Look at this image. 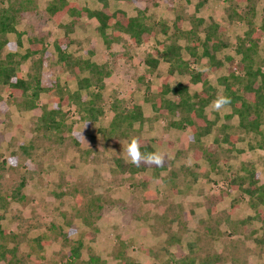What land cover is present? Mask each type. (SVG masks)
Wrapping results in <instances>:
<instances>
[{
  "label": "rangeland",
  "instance_id": "obj_1",
  "mask_svg": "<svg viewBox=\"0 0 264 264\" xmlns=\"http://www.w3.org/2000/svg\"><path fill=\"white\" fill-rule=\"evenodd\" d=\"M50 1L33 0L32 9L21 16L17 28L23 32L25 46L19 51L24 53L30 37H42L53 53L49 62L53 65L57 60L54 42L65 36L66 28L58 26L47 15ZM69 1L92 10L104 5L100 0ZM201 1L107 0V3L112 12L124 10L129 16H136L139 10H144L151 20L170 26L179 13L184 17L203 18L208 23L215 21L226 28L231 45L220 57L236 56L237 37L243 35L246 25L229 22L226 12L229 4L207 0L203 7L197 8ZM251 5L256 10L257 24H261L264 0H252ZM248 7L244 3L242 10L245 12ZM70 22V18L63 21ZM98 26L97 20L88 17L71 24L73 43L69 48L77 58L92 60L110 73L102 92L107 100L105 116L98 122L87 125L79 120L75 107L66 106L67 116L60 131L47 133L40 117L45 106L53 107L52 96L43 93L35 109H22L20 101L9 105L8 92L0 87L3 100H0V188L8 196L22 180L26 183L22 190L23 202L11 201L8 197V205L0 208V222L5 230L17 235L22 264H66L72 247L78 242L82 243L81 258L75 264H87L92 258L98 259L96 264H123L126 261H121L123 252L138 264L160 263L168 257V249L176 255L179 245L182 254L196 257L197 263L209 254H217L222 264H264V246L254 240L261 235L262 224L247 221L255 215L249 198L229 190L227 185L228 178L245 164L254 166L263 181L264 152L250 148L254 138L243 135L232 153L227 151L226 144L219 148L212 158L213 168L209 161L195 157L190 147V130L171 128L167 120H158L145 123L141 132L134 133L132 138L149 141L154 152L165 155V164L162 167L141 164L146 170L131 174L133 164L127 161L122 146L132 138L112 143L101 130L108 128L114 117L111 106L115 100H133L143 107L148 118H153L152 107L145 99V84L140 79L146 75L145 80L152 82L154 90L161 85L166 65L161 66L160 78L150 79L144 59L159 48L164 35L139 46L126 41L108 48L97 32ZM191 27L186 21L184 29ZM9 37L16 39L14 34ZM181 45L185 47L187 43L182 40ZM183 54L189 58L186 51ZM260 54L264 56L262 51ZM30 66L31 61L22 69L24 76ZM198 68L206 70L204 64ZM226 72L227 65L211 73V82L217 86L218 78ZM52 75V80L56 79L57 74ZM59 79L72 92L78 90V82L69 80L66 74ZM171 82L174 86L178 83L189 86L191 93L202 89L201 85L191 83L189 77L175 75ZM206 112L219 126L229 122L232 126L238 124L237 117L231 121L226 119L231 112L227 106L221 111L209 106ZM138 128L140 125L136 124ZM214 137L212 134L204 139L206 147L213 144ZM158 168L159 177L155 179ZM192 174L197 176L196 182ZM152 176L149 188H143V178ZM153 193L158 195L157 199ZM223 193H227L223 200L215 204L210 201ZM97 196L101 198L103 210L93 224L97 228L93 232L80 217L79 209H84L87 199ZM255 231L258 233L248 235ZM41 236H48L51 241L43 249L35 242ZM178 237L181 242L170 247L169 240ZM189 244L194 245L196 253L190 252Z\"/></svg>",
  "mask_w": 264,
  "mask_h": 264
},
{
  "label": "trees",
  "instance_id": "obj_2",
  "mask_svg": "<svg viewBox=\"0 0 264 264\" xmlns=\"http://www.w3.org/2000/svg\"><path fill=\"white\" fill-rule=\"evenodd\" d=\"M100 1L104 5L99 10L82 7L69 0L50 1L46 9L47 15L58 26L66 28L65 36L54 42L57 60L55 64L50 65L53 53L42 37H30L29 46L24 53L19 51L25 46L23 32L17 27L21 16L32 9L33 0H0V87L8 92V100H11L10 103L8 101L9 105L13 101H20L22 109L32 110L37 107L43 93L52 96L53 107L49 109L45 106L40 117L42 126L50 134L59 132L65 123L67 114L64 112V107L66 106L75 107L80 114L79 120L87 125H92L105 116L107 100L102 92L105 78L109 77L110 73L92 60L77 58L69 51L73 43L70 37L71 24L88 17L99 23L97 32L108 48L126 41H130L131 45L139 46L163 34L164 39L159 41V48L154 50V53L147 54L144 59L148 73H154L159 64L164 62L169 64L170 75L188 76L191 83L202 86L200 91L191 93L189 86L178 83L172 87L168 80H165L154 93L152 83L145 80L146 75H144L140 80L145 84V99L152 107L153 118H148L143 107L133 100L130 102L115 100L111 106L114 117L109 127L101 130L106 140L117 143L122 138L129 139L134 133L141 132L147 122L167 120L171 128L191 131L190 147L194 149L195 157L209 161L213 168L215 164L212 158L219 148L226 144L227 151L232 153L236 150V145L242 141L243 135L254 138V144H251L250 148L264 152V56L260 54L261 51L264 53L262 46L264 16L261 24H257L256 10L251 5L252 0H221L230 5L226 8L229 22L239 21L247 27L243 35L237 37L234 49L236 56L226 55L223 58L220 55L231 45L226 36V28L215 21L208 23L203 18L184 17L179 13L170 26L166 22L151 20L144 10H139L136 16H129L124 10L112 12L107 0ZM205 2L207 0L201 1L197 8L203 7ZM244 3L249 5V9L245 12L242 10ZM66 18H70L69 24L63 23ZM186 21L192 26L189 30L184 29ZM12 34L15 35V40L10 39L9 36ZM182 40L187 46L181 45ZM184 51L189 58L184 57ZM29 61L31 66L24 76L22 69ZM203 64L206 70H199L198 67ZM226 65V74L218 78L217 86L214 85L210 80V74L221 71ZM53 73L57 74L54 80H52ZM64 74L69 80L78 82V90L72 92L67 84L62 85L59 76ZM83 91L87 94L84 95ZM218 96L230 98L231 103L227 107L231 112L226 119L231 121L237 117V125L232 126L229 122L219 126L218 121L209 118L206 110ZM136 124L140 125L138 130ZM69 130L72 132V129ZM212 134L215 135L213 144L206 147L204 139ZM76 136L81 137L80 134ZM139 143L142 153L154 152L149 141L140 139ZM145 170L143 166L131 165L130 173L134 175ZM159 172L158 168L154 175L155 179L159 177ZM187 172L191 171L187 170ZM192 175V180L196 182L197 176ZM154 178L144 177L143 188H149ZM25 185V181L22 180L8 196L4 195L0 188V208L8 205V197L11 201L23 202L22 190ZM227 185L229 190L237 191L242 197L249 198L255 215L249 217L247 221H259L262 224V233L254 240L256 244L264 246V180H261L254 166L245 164L228 178ZM226 194L213 196L210 201L215 204L223 200ZM153 196L157 199L158 195L153 193ZM102 210L103 205L99 196L87 199L84 209H79L80 217L91 226L93 232L97 231L93 224L100 218ZM252 233L258 232H251L248 235L251 236ZM16 240L17 235L5 230L0 222V263L22 264L18 257L20 246L16 244ZM35 242L39 249L51 243L48 236H41ZM180 242L179 237L173 238L169 240V246ZM189 245L190 252L196 253L194 245ZM181 247L178 246L176 255L168 249L166 251L168 257L154 264H222L217 254H209L197 263L196 257L183 255ZM81 249V242L75 244L66 264L77 263L81 258ZM122 260H126L123 264H138L127 258L125 252L121 254ZM97 262L98 259L92 258L87 264Z\"/></svg>",
  "mask_w": 264,
  "mask_h": 264
},
{
  "label": "clouds",
  "instance_id": "obj_3",
  "mask_svg": "<svg viewBox=\"0 0 264 264\" xmlns=\"http://www.w3.org/2000/svg\"><path fill=\"white\" fill-rule=\"evenodd\" d=\"M231 103L229 97L218 96L210 105L214 111H221ZM127 161L137 167L146 166L162 167L165 164V155L161 152L142 153L140 143L136 138L122 146Z\"/></svg>",
  "mask_w": 264,
  "mask_h": 264
},
{
  "label": "crops",
  "instance_id": "obj_4",
  "mask_svg": "<svg viewBox=\"0 0 264 264\" xmlns=\"http://www.w3.org/2000/svg\"><path fill=\"white\" fill-rule=\"evenodd\" d=\"M162 64H165V65H166V69H167V70H166L165 75H164V77H163L164 79L162 80L161 85H160L159 87H161V86L163 85V83H164L165 80H168L169 84H170L172 87H174V85H173L172 82H171V79L174 78L175 75H179V76H181V75H180V74H175V75L173 74V75H170V74H169V64L164 63V62H161V63L159 64L158 69H157L154 73H150V72L148 73V67L145 65V66H146V73L148 74V76H149L150 79H152V78L155 77V76H156L157 78H160L158 74H159V71L161 70V66H162ZM182 77H188V76H182ZM151 83H152V82H151ZM176 85H177V84H176ZM197 85H200V84H197ZM159 87H158L156 90H154V87H153V84H152L153 92L156 93V92L158 91ZM153 115H154V114H153Z\"/></svg>",
  "mask_w": 264,
  "mask_h": 264
}]
</instances>
